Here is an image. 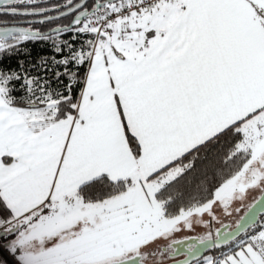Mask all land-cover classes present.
Listing matches in <instances>:
<instances>
[{
  "label": "snow or ice",
  "instance_id": "obj_1",
  "mask_svg": "<svg viewBox=\"0 0 264 264\" xmlns=\"http://www.w3.org/2000/svg\"><path fill=\"white\" fill-rule=\"evenodd\" d=\"M0 264H264V0H0Z\"/></svg>",
  "mask_w": 264,
  "mask_h": 264
},
{
  "label": "trees",
  "instance_id": "obj_2",
  "mask_svg": "<svg viewBox=\"0 0 264 264\" xmlns=\"http://www.w3.org/2000/svg\"><path fill=\"white\" fill-rule=\"evenodd\" d=\"M64 38L65 39H68L69 37L68 36H65ZM24 47L31 49V57H23V59H25V61H27L28 59H33L34 60L38 56L48 54V51H49L47 45H41V44H32V43H29V44L24 45ZM5 63H7V61ZM11 66L12 67H15L16 66V58L15 57L12 58Z\"/></svg>",
  "mask_w": 264,
  "mask_h": 264
},
{
  "label": "rangeland",
  "instance_id": "obj_3",
  "mask_svg": "<svg viewBox=\"0 0 264 264\" xmlns=\"http://www.w3.org/2000/svg\"><path fill=\"white\" fill-rule=\"evenodd\" d=\"M253 195H255V194H253ZM5 258H8L6 254H5Z\"/></svg>",
  "mask_w": 264,
  "mask_h": 264
}]
</instances>
